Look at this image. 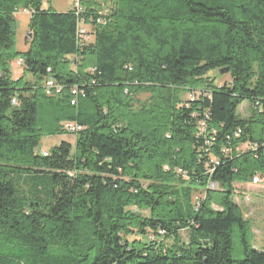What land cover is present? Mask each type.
<instances>
[{"label": "trees", "instance_id": "trees-1", "mask_svg": "<svg viewBox=\"0 0 264 264\" xmlns=\"http://www.w3.org/2000/svg\"><path fill=\"white\" fill-rule=\"evenodd\" d=\"M45 1L0 0V264H264L236 198L264 179V0Z\"/></svg>", "mask_w": 264, "mask_h": 264}, {"label": "rangeland", "instance_id": "rangeland-1", "mask_svg": "<svg viewBox=\"0 0 264 264\" xmlns=\"http://www.w3.org/2000/svg\"><path fill=\"white\" fill-rule=\"evenodd\" d=\"M78 0H46L44 2L45 7L51 6L53 10L58 12H66L70 10ZM100 11H103L104 7ZM16 49L18 51H27L29 49V43L26 41V33L29 29L30 14L28 11L18 9L16 14ZM11 68L14 74V78L20 77L22 68L18 64V60H14L11 63ZM209 77L214 79L218 84L228 83L231 81L228 73H220V71H214L209 74ZM190 93H184V98H188ZM148 93H142L139 98L143 101L148 98ZM249 101H245L239 112L242 115L249 114ZM62 141H68L75 144L76 137L73 134H60L52 136H43L41 141L42 150H50L54 146L59 145ZM186 178V177H185ZM185 183L178 182L176 184L187 185ZM246 190L243 195L237 196L241 208L245 213V217L248 219V242L253 249L264 251V179H261L258 183L250 182L246 184ZM200 191L196 190L195 198L200 196ZM184 240L188 238V232H182ZM233 258L241 260L244 258L242 246L240 244V231L236 227L233 235Z\"/></svg>", "mask_w": 264, "mask_h": 264}, {"label": "built area", "instance_id": "built-area-1", "mask_svg": "<svg viewBox=\"0 0 264 264\" xmlns=\"http://www.w3.org/2000/svg\"><path fill=\"white\" fill-rule=\"evenodd\" d=\"M74 10H80V4H79V0L74 4V6L72 7ZM100 13H104V11H100ZM97 23L101 24L102 23V18L98 17L97 19ZM80 34L83 37V39L85 41H88L90 39V36L87 34V30L85 28H80ZM21 63V60L18 62V64ZM54 83L52 80L47 82V87H53ZM65 129H67L70 132H77L81 129V127L79 125L73 124V123H67L65 124ZM254 179H259V178H254Z\"/></svg>", "mask_w": 264, "mask_h": 264}, {"label": "water", "instance_id": "water-1", "mask_svg": "<svg viewBox=\"0 0 264 264\" xmlns=\"http://www.w3.org/2000/svg\"><path fill=\"white\" fill-rule=\"evenodd\" d=\"M228 71H229V69H221V70H220V73L223 74V73H227Z\"/></svg>", "mask_w": 264, "mask_h": 264}]
</instances>
